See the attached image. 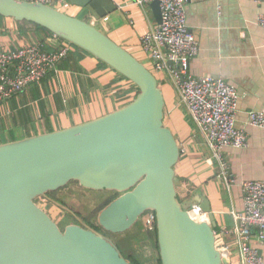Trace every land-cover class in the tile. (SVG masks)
<instances>
[{
	"label": "water",
	"instance_id": "1",
	"mask_svg": "<svg viewBox=\"0 0 264 264\" xmlns=\"http://www.w3.org/2000/svg\"><path fill=\"white\" fill-rule=\"evenodd\" d=\"M69 3L98 21L117 12L112 0ZM150 7L160 25L159 1ZM0 15L48 30L139 89L131 103L103 117L0 145V264H129L112 239L133 236L147 212L156 215L162 264H228L209 200L193 199L209 214L204 222L178 199L180 146L165 123L166 103L153 72L104 29L53 6L0 0ZM73 181L118 194L94 218L108 237L81 222L62 231L39 206L38 198Z\"/></svg>",
	"mask_w": 264,
	"mask_h": 264
},
{
	"label": "crops",
	"instance_id": "2",
	"mask_svg": "<svg viewBox=\"0 0 264 264\" xmlns=\"http://www.w3.org/2000/svg\"><path fill=\"white\" fill-rule=\"evenodd\" d=\"M112 1L117 12L108 16L102 29L147 66L150 58L143 52L140 39L158 27L151 7H137L134 0ZM186 8L188 25L200 46L199 54L190 62V72L195 77L221 78L236 87L240 96L236 124L247 134L248 146L226 151L229 172L236 180L228 191L220 162L212 158L206 140L189 119L171 83L165 80L160 85L168 105V127L175 129L180 146L187 151L180 159L176 175L194 174L195 189L201 190L200 196L210 202L217 224L215 232L222 234L223 247L235 258L236 236L222 232L235 225L231 211L244 208L240 183L264 182V128L252 127L248 122L250 112H264V28L258 23L264 4L248 0H188ZM24 28L29 37L19 36L22 28L12 19L0 21V50H19L47 38L31 25ZM62 45L69 47V53L57 73L30 85L18 97L0 103V145L98 119L124 107L133 94L117 72L101 67L92 57L82 58L65 43ZM251 242L264 258V243L259 241L256 231Z\"/></svg>",
	"mask_w": 264,
	"mask_h": 264
},
{
	"label": "built area",
	"instance_id": "3",
	"mask_svg": "<svg viewBox=\"0 0 264 264\" xmlns=\"http://www.w3.org/2000/svg\"><path fill=\"white\" fill-rule=\"evenodd\" d=\"M21 1L57 7L70 0ZM154 1L160 3L162 21L156 30L141 37L143 52L152 61L153 69L179 94L191 122L211 149L212 158L220 162L221 177L230 191L236 180L229 172L226 151L248 146L247 134L236 124L239 92L221 78L191 74L190 62L199 54L200 46L188 25V0H134V4L144 9ZM248 1L264 4V0ZM108 20L107 16L101 22ZM91 23L95 25L97 20L93 17ZM258 23L264 28V13L258 16ZM45 36L47 38L40 39L39 43L25 45L20 50H0V103L18 97L30 85L41 83L49 74L58 72L60 63L68 56L69 47H63L62 39L55 34ZM49 47L55 50L49 52ZM248 122L252 127L264 128V112H250ZM180 148L183 157L187 151L184 146ZM197 180L200 182L199 178ZM240 188L244 208L231 211L235 225L233 229L222 232L236 236L237 257L232 258L229 250L223 247L222 234L216 233V236L221 250L228 256V264H264V258L251 242L252 233L256 231L259 241L264 243V182L244 180ZM189 212L205 216L199 220L210 222L209 214L204 213L195 201H192ZM149 216L152 221L149 220L146 227L152 230L154 219Z\"/></svg>",
	"mask_w": 264,
	"mask_h": 264
},
{
	"label": "trees",
	"instance_id": "4",
	"mask_svg": "<svg viewBox=\"0 0 264 264\" xmlns=\"http://www.w3.org/2000/svg\"><path fill=\"white\" fill-rule=\"evenodd\" d=\"M69 3V2H68ZM67 3V4H68ZM78 18H80L78 16ZM6 18L2 17L0 15V21L5 20ZM9 19V18H8ZM13 20V19H12ZM84 20H86L87 22L89 21V23H91L92 19H88L85 18ZM14 21V20H13ZM18 25L21 26L22 31L19 34V36H27L29 37L30 34L28 33V31H26V29L24 28L26 25H31L33 26L36 31H38V33L40 32L41 35H50V32L38 25H35L33 23H29V22H17L15 21ZM98 26H101V24H98ZM37 33V34H38ZM105 33L109 36V32L105 30ZM110 37V36H109ZM63 43L68 44L73 50L74 52H79L82 56V58L84 57H92L89 54H87L85 51L79 49L78 47H75L71 44H69L68 42H66L65 40H63ZM16 49V48H15ZM5 50V49H2ZM17 50V49H16ZM49 52L54 51V48L49 47L47 49ZM93 58V57H92ZM94 59V58H93ZM97 61V60H96ZM141 61V60H140ZM98 64L103 67V68H107L109 69V67L107 65H105L103 62L101 61H97ZM148 69L151 71V68L148 67ZM120 77H122L120 75ZM124 79V81L128 84L129 89L133 90V94L130 95V98L127 100V102L125 103L126 105L131 103L137 96V94L139 93V89L136 85H134L132 82H130L129 80H127L126 78L122 77ZM159 81V86L160 84L165 81L164 78H162L161 76L159 78H157ZM166 103V102H165ZM168 108V105L166 104V109ZM180 150H182L180 148ZM182 158V156H181ZM180 158V159H181ZM176 182H177V191H178V186H184L187 191H186V197L187 199H193L194 196L196 194L201 195V190L199 189H195L196 187L193 185L194 183V174H190V175H186L184 177H180L178 175H176ZM79 185V182L77 181H73L71 183H69L66 187L59 189L56 192H51L48 193V197L52 198L55 202L59 203L60 205L67 207L68 203L67 201L62 197V193L63 191L67 190V188H69L70 185ZM82 188V187H81ZM84 189V188H83ZM87 190V189H85ZM108 193V195L111 197L109 198L108 201H106L101 207L100 210L104 207H106L114 198H116L118 196L117 193L114 192H106ZM46 201L49 202V204H54L56 205L53 201L49 200L47 197L44 198ZM178 199L181 201V199L179 198V193H178ZM58 206V205H57ZM59 207V206H58ZM60 209H62L67 217V220H62L60 222H55L59 225L60 229L63 231L68 225H80V222L78 220L75 219V217H80L82 218L81 214L78 212H75V215L72 214V212H69L61 207H59ZM152 215L153 219H154V223H153V228L152 230H150L149 228L146 227V224L143 222V218L146 216ZM51 216V215H50ZM52 217V216H51ZM53 218V217H52ZM95 218V216H94ZM94 218L92 217V219L90 218H82L85 222L89 223L94 230L104 234L105 232H103V230H101L94 222ZM54 219V218H53ZM106 234V233H105ZM133 240V249H131L130 252H133L132 254V259L130 260L132 262V264H162L161 262V257H160V247H159V243H158V229H157V220H156V215L154 212H147L145 213L142 217H141V221L139 224V228L138 231L136 232V234L131 237Z\"/></svg>",
	"mask_w": 264,
	"mask_h": 264
},
{
	"label": "rangeland",
	"instance_id": "5",
	"mask_svg": "<svg viewBox=\"0 0 264 264\" xmlns=\"http://www.w3.org/2000/svg\"><path fill=\"white\" fill-rule=\"evenodd\" d=\"M55 8L61 12H64V13L70 15V16H73V17L79 16L80 19L88 18L91 20L93 18V16L91 15V13L87 9L77 7V9L74 10L73 8H71L70 5H67V4L64 6H57ZM98 24H101L102 28L104 27L101 20L100 21L97 20V23L95 24L96 27L101 29V27L98 26ZM148 60H149L148 62L145 61L147 64V67L151 68V71L153 72V74L157 78H159L160 74L157 73L153 69L152 61L150 59H148ZM142 61H143V59H142ZM160 88H162L161 85H160ZM187 115H188V112H187ZM188 117H189V115H188ZM189 119H190V117H189ZM165 123L167 126L170 124L168 118L166 119ZM172 129H173V132H174L176 138H178L175 129L174 128H172ZM179 146H180V144H179ZM181 147H182V145H181ZM178 168H179V166H177L176 169H178ZM193 185L196 187V185L194 183H193ZM186 191H187V189L184 186H178L179 198L181 199V202L183 204H185L189 210V207H190L193 200H192V198L191 199L185 198L186 194H187ZM61 193H62V197L68 203V206L66 207L67 211L72 212V214H74V215H75V212H78L81 214L82 218L87 217L90 219H92V217L94 218V216L100 211V207L106 201H108L109 198L111 197V195L109 196L108 193H106V192L85 190V189L81 188L80 186L74 185V184L70 185L69 188H67V190H65ZM47 198L49 200L55 202L52 198H50L48 196H47ZM37 202H38L40 207H42L48 214H50L54 218V220H56V222H60V221L65 220V219L67 220V217H66L64 211L62 209H60L57 205L49 204V202L46 201L44 199V197L38 198ZM82 218L77 217V216L75 217V219L78 220L79 222L83 221ZM149 220L152 221V217L146 216L143 218V222L146 225H147ZM136 232H135V234H136ZM133 236H131V237H133ZM131 237H126L123 239L113 238L114 239L113 242L123 251V253L125 255H126V251H131V249H133V240ZM237 255H238V251H237Z\"/></svg>",
	"mask_w": 264,
	"mask_h": 264
},
{
	"label": "flooded vegetation",
	"instance_id": "6",
	"mask_svg": "<svg viewBox=\"0 0 264 264\" xmlns=\"http://www.w3.org/2000/svg\"><path fill=\"white\" fill-rule=\"evenodd\" d=\"M49 215H50V214H49ZM81 224H86V225H88L89 227L93 228L89 223L85 222L84 220L81 222ZM104 235L108 237L107 234L104 233ZM113 240H114V239H112V241H113ZM114 244H115V243H114ZM115 245H116V244H115ZM116 246H117V245H116ZM117 247H118V246H117ZM118 248H119V247H118ZM119 249H120V248H119ZM120 251L122 252V254H123L124 258L127 260V262H128L129 264H132V262H131L130 260L132 259V254H133V252L126 251V255H125L121 249H120ZM131 253H132V254H131Z\"/></svg>",
	"mask_w": 264,
	"mask_h": 264
},
{
	"label": "bare ground",
	"instance_id": "7",
	"mask_svg": "<svg viewBox=\"0 0 264 264\" xmlns=\"http://www.w3.org/2000/svg\"><path fill=\"white\" fill-rule=\"evenodd\" d=\"M89 22V21H88ZM86 43V42H85ZM87 44V43H86ZM20 50V49H19ZM13 51V50H12ZM178 165V164H177ZM177 165L175 166V170H176V167H177ZM193 218H196V219H205V216H202V215H199V216H197V215H195V214H190ZM225 257H226V255H225Z\"/></svg>",
	"mask_w": 264,
	"mask_h": 264
}]
</instances>
